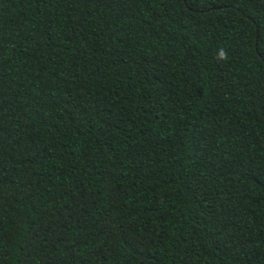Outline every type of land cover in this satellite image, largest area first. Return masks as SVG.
Masks as SVG:
<instances>
[{
	"label": "trees",
	"instance_id": "trees-1",
	"mask_svg": "<svg viewBox=\"0 0 264 264\" xmlns=\"http://www.w3.org/2000/svg\"><path fill=\"white\" fill-rule=\"evenodd\" d=\"M0 264H264V0H0Z\"/></svg>",
	"mask_w": 264,
	"mask_h": 264
}]
</instances>
